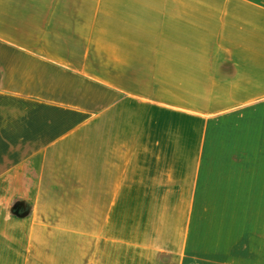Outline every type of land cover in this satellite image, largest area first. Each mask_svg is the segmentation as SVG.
Returning a JSON list of instances; mask_svg holds the SVG:
<instances>
[{
  "label": "crops",
  "instance_id": "1",
  "mask_svg": "<svg viewBox=\"0 0 264 264\" xmlns=\"http://www.w3.org/2000/svg\"><path fill=\"white\" fill-rule=\"evenodd\" d=\"M188 261L264 264V0H0V264Z\"/></svg>",
  "mask_w": 264,
  "mask_h": 264
},
{
  "label": "water",
  "instance_id": "2",
  "mask_svg": "<svg viewBox=\"0 0 264 264\" xmlns=\"http://www.w3.org/2000/svg\"><path fill=\"white\" fill-rule=\"evenodd\" d=\"M16 207L19 208V207H25V203L23 201H20V203H17L16 204Z\"/></svg>",
  "mask_w": 264,
  "mask_h": 264
},
{
  "label": "rangeland",
  "instance_id": "3",
  "mask_svg": "<svg viewBox=\"0 0 264 264\" xmlns=\"http://www.w3.org/2000/svg\"><path fill=\"white\" fill-rule=\"evenodd\" d=\"M92 90H93V87H92ZM187 264H193V263L188 261Z\"/></svg>",
  "mask_w": 264,
  "mask_h": 264
}]
</instances>
